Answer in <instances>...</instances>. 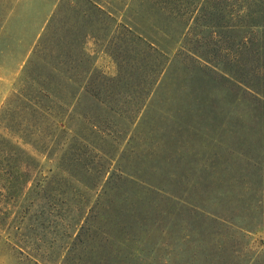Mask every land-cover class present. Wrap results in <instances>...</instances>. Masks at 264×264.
<instances>
[{"label":"rangeland","instance_id":"1","mask_svg":"<svg viewBox=\"0 0 264 264\" xmlns=\"http://www.w3.org/2000/svg\"><path fill=\"white\" fill-rule=\"evenodd\" d=\"M2 1L0 107L17 94L61 0ZM100 1L165 65L143 96L141 78L118 72L105 43L87 38L116 101L99 105L92 124L84 95L62 110L48 146L23 145L60 181L62 219L83 213L52 264H264V0H202L183 37L166 30L175 7ZM12 245L0 233V264H45Z\"/></svg>","mask_w":264,"mask_h":264},{"label":"trees","instance_id":"2","mask_svg":"<svg viewBox=\"0 0 264 264\" xmlns=\"http://www.w3.org/2000/svg\"><path fill=\"white\" fill-rule=\"evenodd\" d=\"M141 2L159 12L175 7L179 16L166 30L182 28V37L204 11L202 0ZM5 6L0 0V17ZM70 18L75 24L65 21ZM87 38L105 43L118 72L141 78L138 86L143 96L164 69V54L126 26L116 24L105 3L60 1L34 45L35 59L25 68L17 94L0 107V130L4 132L0 131V233L12 240V248L26 260L52 264L59 242L71 230L75 235L83 213L72 212L67 220L62 219L66 204L60 181L43 175L40 162L23 145L48 146V140L60 130L62 110L78 107L84 95H88L84 116L92 124L100 119L99 105L108 108L116 101L107 86L109 77L101 72L96 76L97 69L85 50Z\"/></svg>","mask_w":264,"mask_h":264}]
</instances>
